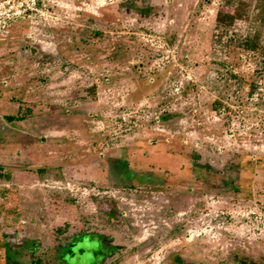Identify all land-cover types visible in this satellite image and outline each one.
Wrapping results in <instances>:
<instances>
[{
  "label": "rangeland",
  "instance_id": "rangeland-1",
  "mask_svg": "<svg viewBox=\"0 0 264 264\" xmlns=\"http://www.w3.org/2000/svg\"><path fill=\"white\" fill-rule=\"evenodd\" d=\"M262 11L39 0L0 23V264H99L96 235L102 264H264Z\"/></svg>",
  "mask_w": 264,
  "mask_h": 264
},
{
  "label": "built area",
  "instance_id": "built-area-1",
  "mask_svg": "<svg viewBox=\"0 0 264 264\" xmlns=\"http://www.w3.org/2000/svg\"><path fill=\"white\" fill-rule=\"evenodd\" d=\"M39 0H18L17 3L14 0H9L7 4H11L7 11L0 13V23L4 25L9 22H13L23 18L30 11H36L37 3ZM1 5L0 7H2Z\"/></svg>",
  "mask_w": 264,
  "mask_h": 264
},
{
  "label": "trees",
  "instance_id": "trees-1",
  "mask_svg": "<svg viewBox=\"0 0 264 264\" xmlns=\"http://www.w3.org/2000/svg\"><path fill=\"white\" fill-rule=\"evenodd\" d=\"M259 1H260L262 10H263L262 12L264 13V0H259ZM235 19H236V17L233 15L224 14L218 19V21L223 28L227 29V28H230L232 26V23L234 22ZM256 44H257V40L255 38L249 39V40L245 41L244 47L248 50H255ZM74 246H75V244L71 248V254L73 253L72 249L74 248ZM38 261H39V259L37 261H33L32 264H38ZM179 264H181V262Z\"/></svg>",
  "mask_w": 264,
  "mask_h": 264
},
{
  "label": "flooded vegetation",
  "instance_id": "flooded-vegetation-1",
  "mask_svg": "<svg viewBox=\"0 0 264 264\" xmlns=\"http://www.w3.org/2000/svg\"><path fill=\"white\" fill-rule=\"evenodd\" d=\"M84 238V237H83ZM97 238H101V243H100V245L101 246H105L106 248H108V255L107 256H101V261L99 262V264H102L103 263V261L104 260H106V259H110L111 257H113L114 256V254L117 252V251H120V249L119 248H113L111 245H108V244H106L105 242H104V240H105V237H103V236H101V235H96V239ZM77 244V243H76ZM75 244V245H76ZM73 252V251H72ZM73 254V256H71V258H74L75 257V254L74 253H72ZM173 257H175V256H173ZM179 258V262H178V264L181 262V264H183V261L181 260V258L180 257H178ZM243 264H245V263H243ZM247 264V263H246Z\"/></svg>",
  "mask_w": 264,
  "mask_h": 264
}]
</instances>
